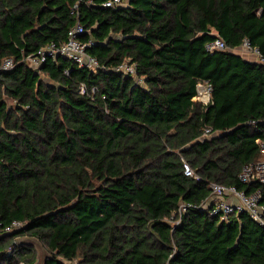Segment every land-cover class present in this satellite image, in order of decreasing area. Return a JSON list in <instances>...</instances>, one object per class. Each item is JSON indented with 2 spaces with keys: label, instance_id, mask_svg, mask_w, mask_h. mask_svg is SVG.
<instances>
[{
  "label": "trees",
  "instance_id": "trees-1",
  "mask_svg": "<svg viewBox=\"0 0 264 264\" xmlns=\"http://www.w3.org/2000/svg\"><path fill=\"white\" fill-rule=\"evenodd\" d=\"M108 1L0 0V220L26 223L0 236V264H36L25 236L44 264H264V225L247 213L179 212L213 182L264 204V184L239 178L264 141V63L237 52L248 41L264 56V0ZM77 24L97 71L22 62ZM218 38L227 49L208 50ZM200 80L209 105L194 100Z\"/></svg>",
  "mask_w": 264,
  "mask_h": 264
},
{
  "label": "built area",
  "instance_id": "built-area-1",
  "mask_svg": "<svg viewBox=\"0 0 264 264\" xmlns=\"http://www.w3.org/2000/svg\"><path fill=\"white\" fill-rule=\"evenodd\" d=\"M119 4H123V0H110L104 5L111 7ZM85 31V28L81 24H77L70 29L68 41L66 43L62 45L52 43L47 47H42L36 53L25 56L22 62L32 68H39L49 58H55L56 56L62 55L80 67L97 71L101 68L98 59L87 52V49L93 44V42L89 41L84 43L80 39ZM207 49L210 51L226 50L227 45L222 39L218 38L207 44ZM240 49L242 53L246 50L255 54L257 57L256 60L260 63H264V56L248 41H245L237 50L240 51ZM14 65V60L8 58L4 60L2 68L9 70L12 69ZM118 70L126 74L136 75V65L128 62L121 64L118 67ZM212 91V85L209 81L200 80L197 84V95L194 97V100L201 102L204 105H209L212 103ZM212 134V130L206 128L203 137H210ZM259 144L260 158L245 165L239 176L243 183L264 184V141L259 140ZM183 169L185 176L200 179L199 175L187 161H184ZM210 189L211 195L202 205L181 204L179 212L183 213L190 207H202L207 209L211 216L218 217L221 221L227 222L241 213H247L253 220L264 225V204L261 202L263 195L260 189L255 190L252 193H247L245 190H240L235 186L215 182L210 184ZM25 224V222L15 220L11 224L4 226L0 220V236L15 233L24 228Z\"/></svg>",
  "mask_w": 264,
  "mask_h": 264
},
{
  "label": "rangeland",
  "instance_id": "rangeland-1",
  "mask_svg": "<svg viewBox=\"0 0 264 264\" xmlns=\"http://www.w3.org/2000/svg\"><path fill=\"white\" fill-rule=\"evenodd\" d=\"M237 52L240 54H243L247 58H252L254 60L257 59L256 55L250 53L249 51L245 50V51H243L244 53H242L241 49H240V51L237 50ZM15 242L19 245H21V244L33 245V247L36 249V252H37L36 264H44V261H45L46 257H48L49 253H48L46 247L39 240H37L36 238H33V237L25 236V237H22L20 239H17Z\"/></svg>",
  "mask_w": 264,
  "mask_h": 264
},
{
  "label": "crops",
  "instance_id": "crops-1",
  "mask_svg": "<svg viewBox=\"0 0 264 264\" xmlns=\"http://www.w3.org/2000/svg\"><path fill=\"white\" fill-rule=\"evenodd\" d=\"M247 59H250L251 61H254V59H252V58H247Z\"/></svg>",
  "mask_w": 264,
  "mask_h": 264
}]
</instances>
